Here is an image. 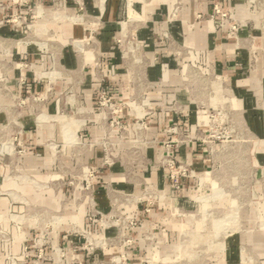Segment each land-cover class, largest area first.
Wrapping results in <instances>:
<instances>
[{"label":"crops","instance_id":"0c3cea01","mask_svg":"<svg viewBox=\"0 0 264 264\" xmlns=\"http://www.w3.org/2000/svg\"><path fill=\"white\" fill-rule=\"evenodd\" d=\"M177 4L181 8L175 14ZM215 4L232 14L237 32L230 30V22L220 26L210 20ZM196 14L203 20L196 22ZM18 15L28 22L26 27L0 24V93L12 98L41 94L47 101L17 113L11 106L0 109V126L15 115L23 129L19 144L26 149L17 164L15 157L0 155V264L19 256L36 237L34 228L15 214L22 213L26 204L59 211L69 194L72 200L52 241L53 247L65 249L64 264L75 260L110 264L119 252L113 244L93 253L82 249L76 230L99 229L87 221L88 204L81 198L80 184L72 194L65 188L36 192L17 186L16 173L25 179L53 176V160L44 145L50 132L56 133L58 142L69 144L76 141L75 133H87L85 141L91 145L71 163L83 162L95 171L92 196L101 212L112 208L111 191L140 195L150 189L160 194L151 206L117 207L139 222L126 232L132 243L124 252L127 264L172 261L181 231L179 212L195 203L196 180L171 181L167 168L159 165V143L188 139L174 152L195 174L208 163L205 111L197 110L179 89L182 72L194 65L210 72L216 99L227 97L224 101L236 112L241 128L264 140V0H22L19 4L0 0V23ZM49 26L57 42L32 41V34L39 39ZM74 42L81 44L75 48ZM253 53L261 54L256 65ZM100 87L113 99L147 101L152 112L144 118L146 129L140 139L132 116L124 120L123 134L107 127L96 107ZM177 103L180 110L174 107ZM104 141L112 145L107 162ZM174 183L180 185L178 190ZM16 191L24 196L18 203ZM73 200L80 201L78 208ZM106 235L113 237L116 230L109 229ZM211 260V264H242L234 238L227 241L226 251ZM46 264H56L52 250L47 252Z\"/></svg>","mask_w":264,"mask_h":264},{"label":"rangeland","instance_id":"374dc122","mask_svg":"<svg viewBox=\"0 0 264 264\" xmlns=\"http://www.w3.org/2000/svg\"><path fill=\"white\" fill-rule=\"evenodd\" d=\"M21 2L22 0H19L17 4ZM180 8L181 4H177L175 14ZM217 17L212 14L210 20L218 22L220 26L225 22H230L232 26L235 21L233 16L232 19L227 18L223 21ZM201 20L203 17L196 14L195 21ZM4 23L22 27L28 25V22L26 23L19 15L0 24ZM48 29L39 36V39L32 34V41L41 40L46 44L57 42L56 33L50 26ZM79 44L81 42H74L72 47L76 48ZM259 55L261 54L253 53L255 65ZM182 74L183 80L179 89L186 92L187 97L197 105V110L205 111L203 116L206 118L208 129L203 133L208 163L204 171L195 174L196 183L193 186L195 203L191 209L179 212V218L182 219L181 231L175 247V257L171 259V263L211 264L213 256L226 251L227 241L234 238L242 264H264V140L250 135L247 130L241 128L236 112L227 101H224L227 97L223 100L216 99L213 89L215 78L213 75L212 78L209 77L210 72L206 73L203 68L194 65L185 66ZM0 98L1 110H8L16 103L15 99L3 92L0 93ZM46 101L45 98L42 104ZM174 107L180 110L182 106L177 103ZM15 110L22 109L16 107ZM14 133L9 129L7 121L5 126H0V143L4 144L3 150L11 146L14 152L10 156L15 157L14 163L17 164L18 159L25 155L26 149L17 147V142L20 141L18 138L12 143ZM50 133V138L44 145L53 160V176L48 180L32 176L25 179L23 174L16 173L18 176L16 184L30 187L36 192L65 188L72 194L78 184L84 188L86 180L91 181L84 173L86 168L92 169L89 165L83 162L71 163L73 159L85 154L89 148L90 143L85 141L87 133H75L76 141L72 142L73 144L66 141L58 142L56 133ZM83 195L85 194L81 189L82 199ZM23 197L16 191V202ZM68 197L59 211L26 204L23 212L15 215L21 217V222L30 225L34 230L45 229L53 235L60 226L57 225L53 231L50 227V224H53L51 219L61 218L59 222L61 225L66 207L72 200L70 194ZM72 203L78 208L80 201L73 200Z\"/></svg>","mask_w":264,"mask_h":264},{"label":"built area","instance_id":"2783aa9c","mask_svg":"<svg viewBox=\"0 0 264 264\" xmlns=\"http://www.w3.org/2000/svg\"><path fill=\"white\" fill-rule=\"evenodd\" d=\"M13 4H17L19 0H12ZM213 14L215 17H219L221 21L231 18L232 16L223 11L218 5H214ZM230 30L235 33L237 32V24L234 21L233 25L230 27ZM165 39H168V36H164ZM47 96H51L52 88L47 90ZM12 98V97H10ZM15 99L16 103L10 108L14 110V113H17L19 110H15L16 107L23 108L27 105L37 107L38 104H42L45 97L43 95L31 94L26 95ZM140 104V105H139ZM141 106V110H136L137 107ZM96 107L98 113L101 114L109 129L116 130L118 133L123 134L124 129V120L132 116V123L135 128V135L137 140L141 138L145 129V116L149 115L152 110L148 105L147 101L142 99L139 102L133 101L131 98L128 99H113L109 96L107 90L104 87H100L97 93ZM14 114L8 122L9 129L13 130L14 138H12V143L19 140L22 137L23 129L17 125ZM12 132V131H11ZM185 141H189L185 138H178L176 140H164L159 144L162 147V155L159 161V165L167 168L169 178L171 181H176L177 179H194L196 178L194 171L186 163L180 162L175 156V149L179 147ZM144 143H151V141H145ZM91 145V143L89 144ZM105 162L108 160L109 153L111 151V143L104 141L102 143ZM4 144L0 143V154L5 152V156H10L14 150L11 146L6 147V150H3ZM17 147H22L17 142ZM11 148V149H10ZM85 175L90 177L89 180H86V186L82 188V191L85 195L83 198L87 200L88 210L86 214L87 221L90 225L95 226L99 229V232H84L80 229L76 230L77 235L81 238L82 249L86 253H93L97 250H104L109 245H115L119 252L116 255H113L109 259L110 264H127V256L124 252V248L132 243V240L126 234L127 231L136 228L139 225V222L131 218L117 209L119 205H122L127 208H131L135 204L146 203L151 206L155 202H158L160 199V194L155 190H145L140 195L125 194L120 192H110V202L112 208L104 213L98 210L95 206L93 200L92 191H93V182L95 177V171L93 169L86 168L84 172ZM174 189L178 190L180 185L178 183L173 184ZM61 218L51 219L53 224H50V227L54 231L56 226H60ZM48 224V222L46 223ZM45 226V225H44ZM47 229V228H46ZM109 229H115L116 235L109 237L106 235V231ZM36 232V237L31 245H24L22 253L19 256H10L8 258L7 264H46L47 263V252L52 250L55 254V263L64 264L65 259V249L61 247H53L52 241L55 234H51L47 230H34ZM149 237H145V240H148ZM170 260H163L160 264H172ZM74 264H83L79 260H75ZM104 264V263H102ZM143 264H157L153 260H144ZM159 264V263H158Z\"/></svg>","mask_w":264,"mask_h":264}]
</instances>
